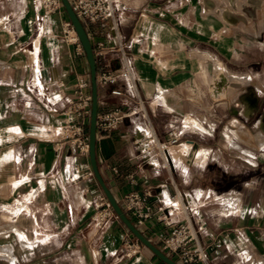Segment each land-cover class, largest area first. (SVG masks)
<instances>
[{
    "label": "crops",
    "instance_id": "0c3cea01",
    "mask_svg": "<svg viewBox=\"0 0 264 264\" xmlns=\"http://www.w3.org/2000/svg\"><path fill=\"white\" fill-rule=\"evenodd\" d=\"M65 22L62 9L43 15L41 0H0V207L11 212L12 233L25 250L23 256L35 258L36 264H161L143 245L129 260L113 258L130 234L117 217L102 229L88 231L94 204L105 197L88 153L58 141L61 112L76 99V78H89L82 48L65 42ZM238 32L264 34V0H127L116 4L108 21L86 27L96 75L126 62L136 86L134 93L121 80L98 87V113L122 108L129 114L117 130L96 131L101 177L122 209L131 192H149L153 211L170 204L171 196L179 198L178 212H171L169 223L187 217L195 226L205 223L198 239L207 264H226L232 257L223 256L240 250L264 264L262 215L244 212L214 220L195 202L205 191L190 188L189 168L177 173L161 165L140 136L152 131L164 140L168 130H179L175 126L188 111V86L200 69L209 83L206 64L222 50L232 58ZM112 90L121 95H112ZM243 103L246 117L253 115L255 106ZM49 129L51 137L46 136ZM259 134L263 138L256 140L264 147V132ZM234 143L247 148L240 139ZM194 146L188 141L178 150L160 151L166 161L177 160ZM200 157L193 150L192 159ZM138 229L161 250L157 235L169 229L164 222L152 217ZM3 248L6 256L0 257L13 260L11 247Z\"/></svg>",
    "mask_w": 264,
    "mask_h": 264
},
{
    "label": "rangeland",
    "instance_id": "374dc122",
    "mask_svg": "<svg viewBox=\"0 0 264 264\" xmlns=\"http://www.w3.org/2000/svg\"><path fill=\"white\" fill-rule=\"evenodd\" d=\"M118 2L126 3L127 0H116V4ZM231 55L232 58H229L222 50L220 57H213L206 64L209 83L203 80L201 69L198 71L188 86V111L182 123L175 126L183 133L181 144L194 141L193 150L201 153V157L193 160L192 150L186 157L177 160L166 161L163 158L160 149L165 152L178 150L181 144L160 146L151 155L159 157L161 165L177 173L189 168L190 188L205 191L204 195L197 194L198 201L195 199V202L204 205L206 213L212 214L214 220L224 215H242L244 212L255 217L262 215L264 220V147H260L256 140L257 134L264 132V34L247 32L246 35L238 32L236 49L231 51ZM222 67L235 76L229 75ZM219 73L224 78L223 84L228 83V88L220 87L222 83L216 84ZM216 88H222L220 96H216ZM243 102L248 106L253 103L257 107L248 118ZM195 125H201L205 131ZM237 139L246 142L247 148H234L233 142ZM175 205L178 208L180 202L176 201ZM2 208L0 215L5 214L9 218L1 219L0 216V247L9 245L13 260L0 257V264H36L35 258L23 256L25 250L21 249L12 233L15 232V221L11 219V212ZM193 209V213L198 215L195 206ZM88 231L95 229L88 226ZM255 260L260 263L259 258Z\"/></svg>",
    "mask_w": 264,
    "mask_h": 264
},
{
    "label": "built area",
    "instance_id": "2783aa9c",
    "mask_svg": "<svg viewBox=\"0 0 264 264\" xmlns=\"http://www.w3.org/2000/svg\"><path fill=\"white\" fill-rule=\"evenodd\" d=\"M68 1L85 31L86 27L90 25L111 19L116 9V0ZM41 4L43 15H52L62 9L60 0H41ZM39 19L41 18L38 17V21ZM63 26L65 42L75 45L77 50L81 51V46L71 24L65 22ZM96 78L98 87L113 85L121 80L130 93H134L136 89L132 67L126 62H123L117 68L104 69ZM89 88V78L83 76L76 78V99L71 101L61 112L63 118L59 126L58 141L68 142L76 147L80 153H88V134L86 131L88 130L90 115ZM111 94L114 96L121 95L118 90H112ZM128 115L122 108L98 113L96 129L104 133H111L122 126ZM52 135V129L46 131L47 137ZM182 139L183 133L178 129L168 130L164 140H160L152 131L141 133L140 136V142L144 144L146 151L149 153L160 146L180 145ZM169 200L170 204L162 203L153 211L149 192L142 194L131 192L124 197L123 211L137 228L152 219V217L164 222L169 229L157 235L161 244V251L177 264H207L205 250L198 239V232L205 226V223L195 226V222L190 217L177 223H169L168 216L171 212H178L176 211L175 202H180L179 198L176 199L175 196H171ZM94 208L95 214L90 220V226L95 230L102 229L110 219L116 217L105 199H99L94 204ZM141 247L142 245L133 236L126 234L120 248L113 254V258L118 262L129 260L140 251ZM229 257H232V259L226 264H260L255 260L253 254L246 250L223 256L224 259Z\"/></svg>",
    "mask_w": 264,
    "mask_h": 264
},
{
    "label": "water",
    "instance_id": "95a60500",
    "mask_svg": "<svg viewBox=\"0 0 264 264\" xmlns=\"http://www.w3.org/2000/svg\"><path fill=\"white\" fill-rule=\"evenodd\" d=\"M61 5L65 11V14L73 28L78 42L83 49L85 60L88 66L89 73V95H90V115L88 123V156L92 174L100 187L105 199L111 207L115 216L119 219L126 230L144 247H146L162 264H177L163 251L157 248L152 242H150L141 231L131 222V220L124 213L116 201L113 194L108 189L103 178L101 177L95 158V142H96V119L98 114V85L96 78V62L89 37L75 13L73 12L68 0H60Z\"/></svg>",
    "mask_w": 264,
    "mask_h": 264
},
{
    "label": "bare ground",
    "instance_id": "6f19581e",
    "mask_svg": "<svg viewBox=\"0 0 264 264\" xmlns=\"http://www.w3.org/2000/svg\"><path fill=\"white\" fill-rule=\"evenodd\" d=\"M216 64H217V63H216ZM219 67H220V66H219ZM220 69H221V68H220ZM222 70H223V69H222ZM221 75H222V74L219 73L218 78H216V80H215L217 85H221V83L223 84L222 81H223L224 78H223ZM227 84H228V83H224L223 86L221 85L220 87H223V88L226 89V88H228V87H227ZM212 85H213V84H212ZM212 87H213V86H212ZM211 90H212V91H215L214 88H212ZM216 91H218L217 94H216V96H220L221 93L223 92V91H222V88H220V89H219V88H216ZM195 126H196L198 129H200L201 131H204V129L202 128L201 125H200V126H199V125H198V126L195 125ZM259 133H260V132H259ZM259 133H258V134H259ZM258 134H257V136H259V138H263V136H262L263 134H262V135H261V134L258 135ZM257 136H256V137H257ZM260 136H262V137H260ZM258 142H259V141H258ZM233 145L235 146L234 148H236V147L239 148V146H238L236 143H234V142H233ZM260 145H261V143H260ZM236 149H237V148H236ZM7 249H8V248H7ZM5 251H6L5 248H3L2 250H0V256H6V252H5Z\"/></svg>",
    "mask_w": 264,
    "mask_h": 264
},
{
    "label": "trees",
    "instance_id": "16d2710c",
    "mask_svg": "<svg viewBox=\"0 0 264 264\" xmlns=\"http://www.w3.org/2000/svg\"><path fill=\"white\" fill-rule=\"evenodd\" d=\"M62 12H63L64 16L66 17L67 21L69 22V20H68L66 14H65V11H64L63 7H62ZM82 51H83V49H82ZM83 53H84V52H83ZM158 261H159V260H158ZM160 263H161V262H160ZM161 264H162V263H161Z\"/></svg>",
    "mask_w": 264,
    "mask_h": 264
},
{
    "label": "flooded vegetation",
    "instance_id": "af4514ba",
    "mask_svg": "<svg viewBox=\"0 0 264 264\" xmlns=\"http://www.w3.org/2000/svg\"><path fill=\"white\" fill-rule=\"evenodd\" d=\"M250 107H254L255 106V110H257V107H256V105L255 104H253V103H251L250 105H249ZM259 108V107H258Z\"/></svg>",
    "mask_w": 264,
    "mask_h": 264
}]
</instances>
